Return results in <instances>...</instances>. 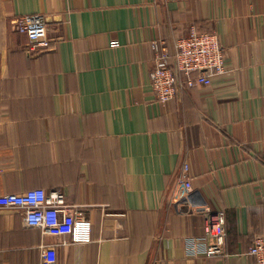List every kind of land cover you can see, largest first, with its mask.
Instances as JSON below:
<instances>
[{
	"label": "crops",
	"instance_id": "obj_1",
	"mask_svg": "<svg viewBox=\"0 0 264 264\" xmlns=\"http://www.w3.org/2000/svg\"><path fill=\"white\" fill-rule=\"evenodd\" d=\"M47 18L54 46L14 30ZM219 35L227 72L157 101L151 41ZM116 41L119 45H114ZM188 164L193 192L171 202ZM65 195V224L29 227L0 208V264H253L264 236V0H0V193ZM224 210L227 240L208 255L201 214ZM77 209L93 222L73 244ZM200 238V239H199Z\"/></svg>",
	"mask_w": 264,
	"mask_h": 264
},
{
	"label": "built area",
	"instance_id": "obj_2",
	"mask_svg": "<svg viewBox=\"0 0 264 264\" xmlns=\"http://www.w3.org/2000/svg\"><path fill=\"white\" fill-rule=\"evenodd\" d=\"M14 30L26 35L31 52H43L54 46L56 39L49 34L47 18L41 13L18 16L13 21ZM171 51L163 40L151 41L155 51V67L150 72L151 86L156 100L173 99L180 86L179 75L185 77L188 86L210 85L213 77L227 72V57L219 35L215 32H199L193 29L187 36H179ZM114 45L117 44L113 41ZM177 178L170 196L171 202L187 201L193 192L189 165L185 164ZM65 195L60 190L47 191L32 188L16 193H0V208L19 210L24 215V222L31 228H40L44 233L56 230L65 224ZM188 213L201 214L204 219V236L200 241H211L204 251L208 254L221 253L227 240V218L224 210H214L207 204L190 206ZM70 228L73 244L90 243L93 240V222L83 209H77ZM253 264H264V236L257 238L248 249ZM41 264H54L52 244L42 245Z\"/></svg>",
	"mask_w": 264,
	"mask_h": 264
}]
</instances>
